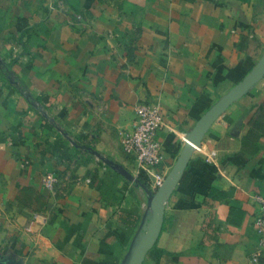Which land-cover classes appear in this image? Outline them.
<instances>
[{
  "label": "crops",
  "instance_id": "1",
  "mask_svg": "<svg viewBox=\"0 0 264 264\" xmlns=\"http://www.w3.org/2000/svg\"><path fill=\"white\" fill-rule=\"evenodd\" d=\"M263 60L264 0H0V264H119L156 190L121 146L135 104L161 108L166 176ZM257 195L264 69L206 128L142 264H253Z\"/></svg>",
  "mask_w": 264,
  "mask_h": 264
},
{
  "label": "water",
  "instance_id": "2",
  "mask_svg": "<svg viewBox=\"0 0 264 264\" xmlns=\"http://www.w3.org/2000/svg\"><path fill=\"white\" fill-rule=\"evenodd\" d=\"M264 69V60L239 84L221 96L200 118L188 134L183 150L173 168L165 176L156 190H147V202L141 222L131 239L128 249L119 264H142L147 252L153 247L163 225L164 209L180 174L185 169L195 147L199 146L206 128L239 95L245 92L260 76Z\"/></svg>",
  "mask_w": 264,
  "mask_h": 264
},
{
  "label": "built area",
  "instance_id": "3",
  "mask_svg": "<svg viewBox=\"0 0 264 264\" xmlns=\"http://www.w3.org/2000/svg\"><path fill=\"white\" fill-rule=\"evenodd\" d=\"M135 118L131 129L121 133V146L132 156L140 171H144L155 188L162 184L165 175L158 171L163 160V146L158 131L163 125L161 108L156 103L137 102L134 106ZM214 150L206 155L207 161L214 159ZM57 181L54 173L45 175L44 185L52 189ZM259 210L254 219V227L259 235L258 246L250 254V260L257 264L264 255V196L257 195Z\"/></svg>",
  "mask_w": 264,
  "mask_h": 264
},
{
  "label": "trees",
  "instance_id": "4",
  "mask_svg": "<svg viewBox=\"0 0 264 264\" xmlns=\"http://www.w3.org/2000/svg\"><path fill=\"white\" fill-rule=\"evenodd\" d=\"M68 4H70L71 7H73L74 9L78 8V0H66ZM142 174V173H141ZM211 194L213 196H218V197H222L223 193L215 188H211ZM151 253H154L155 255H160L162 253L161 250L157 249L156 247H154L151 251Z\"/></svg>",
  "mask_w": 264,
  "mask_h": 264
}]
</instances>
